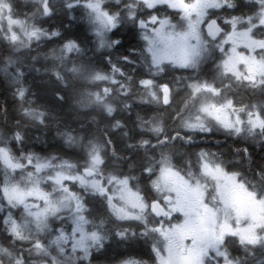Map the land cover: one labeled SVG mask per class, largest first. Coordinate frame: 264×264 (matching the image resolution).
I'll list each match as a JSON object with an SVG mask.
<instances>
[{
  "label": "snow or ice",
  "instance_id": "1",
  "mask_svg": "<svg viewBox=\"0 0 264 264\" xmlns=\"http://www.w3.org/2000/svg\"><path fill=\"white\" fill-rule=\"evenodd\" d=\"M0 78V264H264V0H0Z\"/></svg>",
  "mask_w": 264,
  "mask_h": 264
},
{
  "label": "trees",
  "instance_id": "2",
  "mask_svg": "<svg viewBox=\"0 0 264 264\" xmlns=\"http://www.w3.org/2000/svg\"><path fill=\"white\" fill-rule=\"evenodd\" d=\"M74 31L78 34H84V26L83 25H78L75 26ZM127 47V45H126ZM124 50L121 49L120 52H123ZM39 67V65H37ZM35 80V83L33 84V90L37 91L38 93H42L43 88L45 87V82L47 81V77L43 75V73H34L33 77H30L29 83H32V80ZM5 83L3 82L2 78H0V99H3L4 93H5ZM73 127H76V125H73ZM35 130H33L30 135H34ZM39 134V133H38ZM46 140L50 141V144L48 145V150L49 151H56L57 148L61 145L62 141L60 140L59 137L56 136V129L55 126H52L50 129H48L45 133ZM199 139V138H197ZM200 146H202L200 144ZM36 151H41L42 146H36L35 148ZM71 155V153H69Z\"/></svg>",
  "mask_w": 264,
  "mask_h": 264
},
{
  "label": "flooded vegetation",
  "instance_id": "3",
  "mask_svg": "<svg viewBox=\"0 0 264 264\" xmlns=\"http://www.w3.org/2000/svg\"><path fill=\"white\" fill-rule=\"evenodd\" d=\"M78 25H82V24H79V23H78L76 26H78ZM176 74L179 75V74H181V73H176ZM36 134H38V133H37V132H34V135H36ZM198 138H199V137H198ZM215 139L223 140L224 138H223V136L220 135V134H215L214 136H210V137H208V142H207V143H203V142H201V143H200V144L202 145L201 147H212L213 150H216V147H215L214 144H213V141H214ZM113 247H115V246L113 245ZM115 254H117V255H137L138 252H137V250H132V249L116 248V249H115Z\"/></svg>",
  "mask_w": 264,
  "mask_h": 264
}]
</instances>
